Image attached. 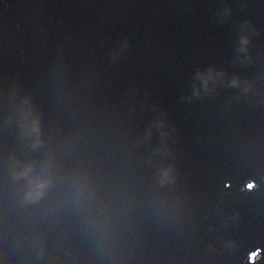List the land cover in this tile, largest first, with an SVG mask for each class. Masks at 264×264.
<instances>
[{"label": "water", "instance_id": "water-1", "mask_svg": "<svg viewBox=\"0 0 264 264\" xmlns=\"http://www.w3.org/2000/svg\"><path fill=\"white\" fill-rule=\"evenodd\" d=\"M0 264H264V0H0Z\"/></svg>", "mask_w": 264, "mask_h": 264}]
</instances>
